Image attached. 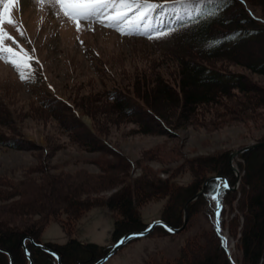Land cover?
Wrapping results in <instances>:
<instances>
[{
  "label": "trees",
  "instance_id": "16d2710c",
  "mask_svg": "<svg viewBox=\"0 0 264 264\" xmlns=\"http://www.w3.org/2000/svg\"><path fill=\"white\" fill-rule=\"evenodd\" d=\"M151 2L166 6L162 10L158 9L149 19L156 24L162 22L165 26L179 30L167 38L148 39L141 34L121 35L112 28L120 38L148 43L152 47L149 55L151 61L142 57L146 65L129 70L119 68L116 72L107 58H104L105 55L96 54V60L90 68L91 77L76 83V100L84 112L90 110V115L103 112L105 116L110 113L123 123L134 124V131L139 133L171 136V129L191 124L198 110L214 108L213 115L218 117V109L224 110L229 116H236L240 110L244 109L240 112L243 113L247 107L250 109L255 104L264 108V89L259 88L258 95L255 89H248L244 73L236 69L264 76V0H213L209 6L212 18H197L195 21L188 20L179 6L167 3L166 0ZM140 11L144 9L135 10L130 13V17L139 15ZM212 41L217 43L212 45ZM163 63L168 66L164 67ZM83 89L88 92H81ZM39 90L35 99L36 108L54 119L59 134L64 137L65 146L68 144L84 152L99 151L109 155L110 160L94 161L98 173L83 168L74 173H53L49 163L42 161L37 165V176H26L9 185L11 192L3 193L5 197L1 200L7 203L0 206V212L11 219H18L19 223L0 221V250L10 254L13 264L26 262L21 247L23 238L36 241L39 229L50 220H77L91 207L106 208L117 215L110 236L116 242L123 235L141 231L148 226L141 220L138 208L151 197L167 196V203L159 219L172 228H178L183 220L186 202L200 190L208 175L224 176L229 186L234 185L235 175L230 166L229 153H222L220 157L205 162L208 166L205 169L211 166L212 170L196 177L188 185H175L170 180H160L144 173L130 180L133 184L128 185L132 187L129 190L130 187L123 186L128 184V176L125 177L127 174L121 177L118 174L135 168V164L99 135L100 128L97 131L91 130L80 121L76 111L78 105L53 95L46 97L47 103H44L42 101L47 91ZM232 95H237V103L224 106L220 99L223 97L229 100ZM8 119L11 121V118L0 120L1 127H9ZM9 134H0V146L16 150L32 149L31 143L11 138ZM54 138L53 143L58 142ZM239 157V190L234 192L222 188L219 198L228 205L235 199L236 192L240 194L238 210L242 213V223L237 246L241 258L239 263H235L264 264V147L249 149ZM216 183V180H209L200 197L186 208L188 219L191 215L199 214L206 226L184 240L177 257L149 264L190 262L193 247H204L207 237L215 243V254L202 260L195 257L197 260L194 264H232L212 222L214 211L209 203V193L215 191ZM118 184L123 189L106 199H81L83 195ZM221 212L219 227L223 232ZM61 226L64 227V224ZM153 232L159 236L174 235L162 226H156ZM55 248L61 264H93L110 247L81 244L69 238L64 245ZM27 249L33 264H37L35 250L29 244ZM38 254L39 261L51 264L47 254L40 251ZM0 264H8L6 255L1 251Z\"/></svg>",
  "mask_w": 264,
  "mask_h": 264
},
{
  "label": "rangeland",
  "instance_id": "374dc122",
  "mask_svg": "<svg viewBox=\"0 0 264 264\" xmlns=\"http://www.w3.org/2000/svg\"><path fill=\"white\" fill-rule=\"evenodd\" d=\"M2 7L5 20L12 18L15 21V26L7 23L3 25L5 32L33 57L29 63L35 72L34 79L30 82H22L12 65L0 60V120L11 118L12 121L7 120L9 127L6 128L1 127L0 124V134L11 133V138L22 139L32 144L31 150L0 146V206L7 203L1 199L5 197L2 196L5 191L11 192L9 185L17 183L26 176H37V165L42 161L49 163L53 173L61 171L74 173L79 168L98 173L94 161L110 160L109 155L99 151L84 152L68 144L64 145V137L59 134L54 119L43 110L36 108L35 99L39 95V88L47 91L42 101L44 103H47L46 97L53 95L78 105L76 111L80 121L91 130L97 131L100 128L101 132L98 134L135 164V168L118 174L120 177L124 174H127L125 177L128 176L126 180L128 184L123 186L133 184L130 180L144 173L160 180H170L175 185L185 186L194 182L196 177L212 170L211 166L205 169L208 167L205 162L211 158L220 157L222 153H229L230 156L247 145L264 141V108L257 107L256 104L250 109L247 107L243 113L240 112L244 109L240 110L236 116H229L223 112L224 110L218 109L220 112L216 117L213 115L214 108L210 109V107L207 111L198 110L191 124L171 129V136L139 133L134 131V124L123 123L110 113L105 116L103 112L97 114L93 112V115H90V110L84 112L76 100V83L84 82L91 77L90 68L92 62L96 60V54L105 55L104 58H107L118 72L119 68L129 70L146 65L142 57L150 60L152 47L148 43L120 38L116 36V31L112 27L99 23L81 22L78 31L77 22L64 17L59 5L50 3L41 5L36 0H22L21 3L4 4ZM17 28L20 29L19 32ZM5 46H11L19 52V48L12 41L6 40ZM162 65L168 66L166 63ZM236 69L244 73L248 89H255L257 95L260 93L259 88L264 89V76L251 74L244 69ZM80 91L88 92L86 89ZM236 96L232 95L229 100L222 97L220 101L226 107L232 103L235 105L238 101ZM54 137L58 142L53 143ZM43 148L47 151V155ZM238 163H241L239 155L235 156L231 163L238 170V177L233 172L235 181L232 187L235 189L232 191L234 192L240 187L241 173ZM211 177L208 175L204 181ZM204 181L200 190L195 193L198 196L194 201L203 193L200 191L205 188ZM120 185L107 186L102 191L83 195L81 199H106L123 189ZM128 187L129 190L132 189L131 186ZM239 197V192H236L235 199L229 203L230 205H225L220 200L221 209H219V220L223 211V233L226 237V245L229 247L232 259L237 263L241 258L237 246L242 223V213L238 210ZM167 200V196H156L142 203L138 208L141 220L150 224L159 219ZM209 203L214 211L217 208L216 201L210 199ZM116 217V214L106 208L91 207L77 220L66 221L62 218L60 222L48 221L39 229L36 240L41 244H51L54 248L64 245L69 238H74L81 244L91 243L104 248L111 247L115 243L110 236ZM1 220L19 223L18 219H11L7 214L2 215L0 212ZM61 224H64V227ZM182 224L183 220L180 227ZM204 226L206 223L199 214L191 215L190 219L187 215V221L180 232L172 236H159L158 233L153 232L148 236L131 240L103 264H149L156 260L173 259L178 256L184 240ZM206 239L207 244L204 247H193L192 260L183 264H194L197 259L202 260L206 256L215 254V243L211 238ZM36 260L37 264H45L44 260L39 261L38 255Z\"/></svg>",
  "mask_w": 264,
  "mask_h": 264
},
{
  "label": "snow or ice",
  "instance_id": "6c2138e0",
  "mask_svg": "<svg viewBox=\"0 0 264 264\" xmlns=\"http://www.w3.org/2000/svg\"><path fill=\"white\" fill-rule=\"evenodd\" d=\"M22 0H0V60L5 63H10L17 71L22 82H30L34 79L35 69L32 68L31 61L33 57L28 54L15 39L5 32L3 25L7 23L10 26H15V21L12 18L5 20L3 10L4 4L15 5L21 3ZM37 3L44 5L50 3L60 6V12L64 17L77 22V30H80V23H99L104 26H110L114 30L120 32L121 35L141 34L148 39H162L171 36L178 28L165 26L162 22L156 24L149 17L158 9H163L166 5L156 4L151 0H36ZM179 6L188 20L195 21L197 18H212L210 5L213 0H166ZM140 11L139 15L131 16L130 13L135 10ZM19 32L20 29L17 28ZM23 35V33H21ZM12 41L19 48V52L11 46H5V41ZM217 41H212L214 45ZM33 52L35 49L32 50ZM39 63V61H36ZM28 69V71H25ZM228 187L227 181H217L215 191L209 193V198L216 201L217 204V227H219V207H220V191L221 188ZM226 245V239L223 241Z\"/></svg>",
  "mask_w": 264,
  "mask_h": 264
},
{
  "label": "water",
  "instance_id": "95a60500",
  "mask_svg": "<svg viewBox=\"0 0 264 264\" xmlns=\"http://www.w3.org/2000/svg\"><path fill=\"white\" fill-rule=\"evenodd\" d=\"M255 147H264V141L263 142H257V143H253V144H250V145H247L245 147H243L242 149L238 150V151H235L233 152L232 154H230L229 156V161H230V166H231V169L233 170V172L235 173V175L238 177V170L235 168L234 165H232V160L235 156L237 155H240L242 154L243 152L249 150V149H252V148H255ZM209 180H219V181H227V179L224 177V176H212L211 178L207 179L206 181H204L203 183V186L205 183H207ZM232 190L235 189V187H232L231 188ZM203 192V188L202 190L200 191V193ZM198 194L195 195L194 197L190 198L185 206H184V210H183V224L181 227H178V228H172L168 225H166L162 220L160 219H156L154 221H152L149 226L141 231H132V232H129L125 235H123L121 238H119L110 248L109 250L106 252V254L100 258L99 260H97L95 263L93 264H103L105 261H107L111 256H113L127 241L131 240V239H137V238H142V237H145L147 236L149 233H151L153 231V229L156 227V226H162L164 227L167 231H169L170 233L172 234H176L178 232H180L182 229H183V226L185 225L186 221H187V214H186V207L187 205L194 201L196 198H197ZM217 214V213H216ZM36 247H39L45 251H47L48 253H50L51 255H53L56 259V264H61L60 260H59V256L52 250H50L49 248L43 246V245H37L35 244ZM223 247L227 253V256L229 258V260L231 261V258H230V254L228 252V250L225 248L224 244H223ZM23 250H24V253L25 255L28 257V253L23 245ZM4 253L7 254V257H8V261H9V264H13L12 263V260H11V257L8 255L7 252L3 251ZM28 264H31V260L30 258H28Z\"/></svg>",
  "mask_w": 264,
  "mask_h": 264
},
{
  "label": "flooded vegetation",
  "instance_id": "af4514ba",
  "mask_svg": "<svg viewBox=\"0 0 264 264\" xmlns=\"http://www.w3.org/2000/svg\"><path fill=\"white\" fill-rule=\"evenodd\" d=\"M27 244H29V245L35 250V254H36V255H39V254H38V251L43 252V253H45V254H47V255L49 256V258L51 259V260H50V261H51V264H56V263H55V262H56V259L54 258L53 255H51L50 253H48L47 251H45V250H43V249H41V248H39V247H36L35 244H37V245H43V246L49 248L50 250L54 251V252L59 256V254H58L56 248L52 247L51 244H48V243H47V244H41V243L39 242V240L34 241V240L31 239V238L25 237V238H23V240H22L21 247H22V250H23V245H24L25 249L27 250L28 257L24 254L27 263H28V258H30V260H31V264H33V261H32V259H31V257H29L30 254H29V250L27 249ZM0 251H1L3 254H5L6 257H7V254L3 252L4 250H0ZM5 252H6V251H5ZM23 253H24V251H23ZM8 255L10 256L9 253H8ZM10 257H11V256H10ZM11 260H12V258H11ZM7 262H8V264H9L8 257H7ZM12 263H13V261H12Z\"/></svg>",
  "mask_w": 264,
  "mask_h": 264
},
{
  "label": "bare ground",
  "instance_id": "6f19581e",
  "mask_svg": "<svg viewBox=\"0 0 264 264\" xmlns=\"http://www.w3.org/2000/svg\"><path fill=\"white\" fill-rule=\"evenodd\" d=\"M263 1V0H262ZM232 256V255H231ZM30 257V256H29Z\"/></svg>",
  "mask_w": 264,
  "mask_h": 264
}]
</instances>
